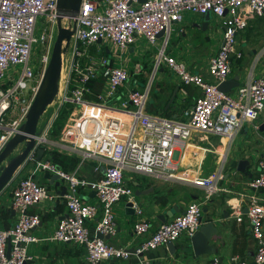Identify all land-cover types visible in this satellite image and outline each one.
I'll return each mask as SVG.
<instances>
[{"label":"built area","instance_id":"2783aa9c","mask_svg":"<svg viewBox=\"0 0 264 264\" xmlns=\"http://www.w3.org/2000/svg\"><path fill=\"white\" fill-rule=\"evenodd\" d=\"M187 13H211L224 28L221 44L209 58L211 79L190 71L186 62L167 50L173 26L183 22ZM42 16L50 27L40 37L44 52L39 68L34 69L30 61L33 44L39 41L35 37L37 20ZM59 16L57 0H0V151L26 121L51 58ZM254 16H264V0H83L75 16L64 17L63 26L73 34L63 55L59 92L47 109L49 122L28 156L27 162H34L32 174L21 178L13 189L12 205L18 217L12 227L0 228V264H27L33 259L30 244L39 241L82 245L91 264L128 259L131 252L127 248L98 236L117 234L115 206L124 199L133 202L132 208L140 215L134 234L144 237L152 227V222L142 216L127 174L173 178L170 168L178 151L177 141H191L199 134L216 135L231 142L245 124L254 123L264 111L263 77L251 76L234 91L219 88L232 74V56H241L237 51L238 37ZM162 31L164 34L158 37ZM140 39L159 47L149 78L141 86H134V71L129 67L113 64L100 47L96 52L91 50L95 44H111L115 55L121 57ZM163 65L183 86H195L200 92L194 104L176 117L148 111L153 81ZM11 70L19 73L18 78L10 74ZM98 78L105 79L104 89L91 99L95 95L93 81ZM68 103L73 107L58 139L79 154L80 161L72 170H65L51 159H37L38 147L48 144L52 126ZM88 161L95 163V172L103 169L95 181L80 174ZM37 171L57 174L66 185L67 213L44 236L31 233L40 225L41 215L31 213L30 207L43 199L52 200L54 195L47 185L35 179ZM223 178L224 171L220 169L208 177L188 180L204 188V197L190 201L183 212L161 224L136 252L154 250L182 235L192 238L202 225L204 204L220 189L218 183ZM88 186L94 189L99 205L83 199L81 189ZM248 187L249 192L243 195L247 198V211L231 207L236 209L238 221L246 219L250 223L258 242L254 264H264V202L258 196L264 191V157ZM93 221L94 232L89 226ZM139 264L150 263L141 259ZM210 264L221 263L215 258ZM229 264L250 263L234 256Z\"/></svg>","mask_w":264,"mask_h":264},{"label":"crops","instance_id":"0c3cea01","mask_svg":"<svg viewBox=\"0 0 264 264\" xmlns=\"http://www.w3.org/2000/svg\"><path fill=\"white\" fill-rule=\"evenodd\" d=\"M211 20L216 21V18L211 17L208 24L204 26L205 16L187 13L185 20L179 23L183 25L180 28L181 33L171 47L173 52L171 54L176 53L181 60L184 61L183 58L188 60L190 71L208 79H211L208 72L209 58L218 50L224 29L219 24L218 29L214 27ZM238 39L240 41L237 51L241 53V56L238 57L236 54L232 56L233 70L229 79L239 75L241 86L247 83L251 76L264 78V16L250 18L248 27L239 34ZM140 40L130 48V51H135L137 55H144L145 42ZM139 42H142L140 49ZM158 44L161 43L158 41ZM110 52L113 53L110 57L112 63L117 65L118 57L115 55V48L111 44H106L104 53ZM153 58L154 56L149 60L145 59L146 61L138 60L133 67L127 66L130 59L122 64L129 67L132 72L134 71V86L143 85L149 78ZM97 84L100 85L98 91L95 89ZM93 85L95 95L89 98L96 99V94L104 89L105 79L98 78L94 80ZM153 87L152 101L148 111L172 117L181 115L184 109L192 106L200 93L195 86H183L179 78L166 65L157 72ZM123 92L124 89H121L120 94ZM172 98H174L173 101H171ZM49 119L50 115L46 112L40 122L41 131L47 126ZM263 123L264 111L259 114L254 123L245 124L231 142L216 135L199 134L191 141H177L175 147L178 151L170 168V172L174 174L173 178L127 174V179L135 191V201L143 210L142 216L152 222V227L144 237L136 236L134 224L140 215L136 212L128 213L126 200L120 201L115 206L117 234L105 236V240L127 248L131 256L128 259L114 258L100 264H139L141 259H147L150 264H210L215 258L221 264H229L234 256L254 264L258 242L251 233L250 223L246 219L238 221L235 216L236 209L231 205L242 208L244 212L247 211V198L243 195L249 192L248 182L257 175L258 163L264 157V130L260 129ZM48 139V144L43 145L45 148L43 147L42 158L53 160L65 170L75 168L80 161L79 154L50 133ZM240 160L249 161L246 172L238 170ZM94 164L93 161L85 162L80 170V174L90 181L99 179L103 174V169L101 172L94 171ZM33 168L34 162H26L0 194L1 229L12 227L16 223L18 215L13 209L12 192L21 178L32 174ZM220 169L224 171V178L218 183L220 189L203 206L202 225L213 222L211 232L215 233L217 230L207 243L212 249L207 253L196 255L191 238L182 235L174 242V253L170 252L167 244L154 250L137 253L141 242L161 224L183 212L190 201H200L204 197V188L188 180L208 177ZM52 175L46 171H37L34 174L35 179L47 185L54 195L52 200L43 199L30 207L31 213L41 215L40 225L31 232L36 236L48 234L67 213L64 200L66 185L60 179L59 183L53 182ZM182 178L187 180L184 181ZM137 192H141V195L137 196ZM81 195L87 202L99 205L95 191L90 186L81 189ZM258 196L264 202V191L258 192ZM95 225L94 221L89 223L93 232ZM29 252L33 259L27 264H91L86 258V248L74 243L39 241L30 244Z\"/></svg>","mask_w":264,"mask_h":264},{"label":"water","instance_id":"95a60500","mask_svg":"<svg viewBox=\"0 0 264 264\" xmlns=\"http://www.w3.org/2000/svg\"><path fill=\"white\" fill-rule=\"evenodd\" d=\"M82 1L83 0H57L60 12L57 22L58 34L53 45L49 64L45 70L33 104L28 112L26 121L19 127L16 133L0 151V194L13 180L18 170L27 162L30 152L36 148L38 139L41 138L42 131L40 130V122L44 114L47 112L48 107L54 102L59 92V81L63 68V55L69 48L71 36L73 34L71 29L63 26L62 20L64 17L75 16L81 8ZM211 17V13H207L205 15L204 26L208 24ZM163 34L164 31L160 32L158 37H161ZM239 79L240 76L237 75L233 79L224 81L219 86L220 90L230 92L240 86ZM173 99L174 98H172L171 101H173ZM260 129L264 130V123L260 126ZM43 154L44 148L38 147L37 159L40 160ZM248 164V160H240L238 170L246 172ZM59 179V175H52L53 182L57 181V183H59ZM136 194L137 196L141 195V192H137ZM132 206L133 202H128L126 211L134 214L135 210ZM212 226L213 222L203 224L200 227V230L191 238L196 255L207 253L212 249L211 246H208L207 244L212 236L217 232V230H215V233L211 232ZM98 236L105 238L102 234H98ZM167 245L170 248V252L174 253V242H170Z\"/></svg>","mask_w":264,"mask_h":264},{"label":"rangeland","instance_id":"374dc122","mask_svg":"<svg viewBox=\"0 0 264 264\" xmlns=\"http://www.w3.org/2000/svg\"><path fill=\"white\" fill-rule=\"evenodd\" d=\"M211 22H212V25L214 27H216L217 29L219 28L218 27V24H217V22L215 20H211ZM182 26H183L182 24H175L173 26V31L171 33V38H170L169 43H168L169 44V47H167V50H168L169 53L172 52L171 51V47L173 46L174 41L176 40V38L179 37V35L181 33V29L180 28ZM49 27H50V25H49V23H47L45 16H42V17H39L38 18L37 24H36V29H35V37H37L39 39V41L38 42H35L33 44V50H32L31 61H30V64H31V66L34 69H38L39 68V58H40V55L44 52L43 51V44L41 43L40 37H41V35L44 32H46L47 29H49ZM53 33H54V38L56 40V37H57V34H58V27H56V26L54 27ZM140 41L145 42V46H143L144 47L143 48L144 55H137L135 51L131 52L129 50L127 52H124L121 55V57H118L117 58V65L125 64V62H127V60L130 59L127 62V66L133 67L134 64L136 63V61H138V60L139 61H143V60L146 61L145 59L149 60L152 56H154L158 52V50H159V47L158 46L152 45V44L148 43V41L146 39H141ZM158 41H159V43H161V38ZM141 43L142 42H139V49L141 48ZM99 47L102 48L104 52H106V44H104V43L95 44L91 48V50H93L94 52H96ZM68 55H70V54H67V56ZM106 55H108L109 57H112L113 56V53L110 52V53H107ZM173 55L178 56V54H176V53L173 54ZM183 59L186 62V64L189 66L190 63L188 62V60L186 58H183ZM163 66H165V65H163ZM20 68H21V65H18L17 66V69H20ZM10 74L12 76H14L15 79L18 78V76H19V73L18 72H14V70H11L10 71ZM154 83H155V80L153 81V85H152V92H151L150 99H149V103H148V106L149 107H150V104H151V101H152ZM141 84H143V83H141Z\"/></svg>","mask_w":264,"mask_h":264},{"label":"trees","instance_id":"16d2710c","mask_svg":"<svg viewBox=\"0 0 264 264\" xmlns=\"http://www.w3.org/2000/svg\"><path fill=\"white\" fill-rule=\"evenodd\" d=\"M93 87H94V85H93ZM99 88H100V85L97 84L95 86L96 91H98ZM72 107L73 106L70 103H68L64 107H62L57 119L55 120V122L52 126V129L50 131V135L54 136L55 138H59Z\"/></svg>","mask_w":264,"mask_h":264},{"label":"bare ground","instance_id":"6f19581e","mask_svg":"<svg viewBox=\"0 0 264 264\" xmlns=\"http://www.w3.org/2000/svg\"><path fill=\"white\" fill-rule=\"evenodd\" d=\"M60 82V81H59Z\"/></svg>","mask_w":264,"mask_h":264}]
</instances>
